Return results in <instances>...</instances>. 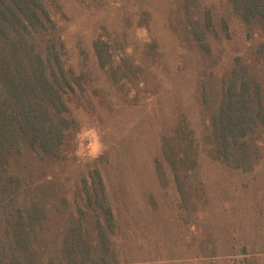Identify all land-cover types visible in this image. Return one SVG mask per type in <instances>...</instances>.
<instances>
[{
	"label": "rangeland",
	"instance_id": "rangeland-1",
	"mask_svg": "<svg viewBox=\"0 0 264 264\" xmlns=\"http://www.w3.org/2000/svg\"><path fill=\"white\" fill-rule=\"evenodd\" d=\"M43 1L75 87L65 159L34 162L46 240L59 244L99 170L117 264H237L246 252L264 264V125L229 161L210 126L235 69L264 99V22L230 0ZM209 18L206 49L191 27Z\"/></svg>",
	"mask_w": 264,
	"mask_h": 264
},
{
	"label": "trees",
	"instance_id": "trees-1",
	"mask_svg": "<svg viewBox=\"0 0 264 264\" xmlns=\"http://www.w3.org/2000/svg\"><path fill=\"white\" fill-rule=\"evenodd\" d=\"M230 1L245 21L264 22V0ZM210 22L191 27L206 49ZM55 27L43 0H0V264H117L115 212L99 170L85 181L88 203L70 214L59 244L44 237L46 204L34 196V162L61 163L75 126L68 104L75 87ZM239 72L211 113V137L224 161L243 160L248 137L264 125L260 86L243 66ZM236 262L256 264L247 252Z\"/></svg>",
	"mask_w": 264,
	"mask_h": 264
},
{
	"label": "clouds",
	"instance_id": "clouds-1",
	"mask_svg": "<svg viewBox=\"0 0 264 264\" xmlns=\"http://www.w3.org/2000/svg\"><path fill=\"white\" fill-rule=\"evenodd\" d=\"M85 135H90V133H85ZM89 150H90V154H93V155L97 152L98 146L96 145L95 142L89 145Z\"/></svg>",
	"mask_w": 264,
	"mask_h": 264
}]
</instances>
